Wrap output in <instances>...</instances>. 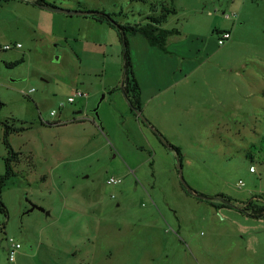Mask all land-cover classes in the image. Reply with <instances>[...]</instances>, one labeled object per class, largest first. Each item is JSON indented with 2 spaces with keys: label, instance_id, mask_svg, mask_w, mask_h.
Instances as JSON below:
<instances>
[{
  "label": "rangeland",
  "instance_id": "obj_1",
  "mask_svg": "<svg viewBox=\"0 0 264 264\" xmlns=\"http://www.w3.org/2000/svg\"><path fill=\"white\" fill-rule=\"evenodd\" d=\"M28 1L0 2V176L5 125L24 128L8 136L19 153L0 190V264H264V219L238 210L264 207V0H48L122 24L175 8L163 28L195 66L169 69L142 115L179 156L131 113L117 32ZM214 30L231 37L219 46ZM129 43L145 87L165 78Z\"/></svg>",
  "mask_w": 264,
  "mask_h": 264
},
{
  "label": "trees",
  "instance_id": "obj_2",
  "mask_svg": "<svg viewBox=\"0 0 264 264\" xmlns=\"http://www.w3.org/2000/svg\"><path fill=\"white\" fill-rule=\"evenodd\" d=\"M9 0H0V2H6ZM34 6H37L42 9H47L55 12L61 8H58L54 4L50 3L48 0H33L31 2ZM154 6V5H153ZM152 12L157 15L147 16L148 21L145 23H135V24H122L116 21L113 18L112 14H108L100 11H92L91 18L95 19L97 22L106 24L113 30L117 32L118 39L120 45L122 47L121 56H122V82L120 90L122 91L124 98L126 99L128 106L130 108L131 113H133L145 126L149 127L154 134L161 138L163 135L155 128L153 125L147 120H141L138 116V113L142 114L143 103L141 100V89L139 83L134 75L132 58L130 54V43L129 39L131 37L141 35L144 37L151 47L157 48L164 52L165 54H169L167 51V42L171 36L179 34L178 30H166L163 28V25L167 23L169 17L176 13L175 8L172 5H168L166 2L164 5H161L159 9H151ZM226 31L214 30V33L218 37L221 33ZM18 62L12 64L16 65ZM2 106L0 102V107ZM24 128H16L10 127L9 125H5V137L4 144L8 151V157L5 160L6 163V172L3 176H0V190L5 185L6 181L15 176L11 163H16L17 154L19 152H15L8 142V136L12 133H18L23 131ZM169 150L176 153L177 156L181 154L180 148L174 146L170 142H166L164 144ZM183 188L190 191L187 185H183ZM198 197V196H197ZM229 206V205H228ZM249 208L241 209L238 208L240 212L245 214L248 217L255 219H264V207L260 209H250L251 212L248 211ZM0 212H5L3 205L0 203Z\"/></svg>",
  "mask_w": 264,
  "mask_h": 264
},
{
  "label": "crops",
  "instance_id": "obj_3",
  "mask_svg": "<svg viewBox=\"0 0 264 264\" xmlns=\"http://www.w3.org/2000/svg\"><path fill=\"white\" fill-rule=\"evenodd\" d=\"M137 36H139L138 37L139 39H137ZM137 36L131 37L130 40L133 41L135 44L139 43L142 50L146 52V55L148 57L150 55H152L153 57H155L154 58L155 61H156V59L163 60L162 62H164V64L166 65V66H164V70L167 71V74H165V78H163L161 81L159 79V75H158L157 70L155 71V73L150 72L149 77H148L149 85L146 87L143 84V81H142V78L140 77L139 71L136 73V76H137L136 79H137L139 86H140V89H141V100H142V103L144 106V103L148 102V100H151V99L157 98L158 96H161L159 94H161L162 92H164V91H166L172 87L173 84L170 82V80H168L169 69H170V73L172 75H175L177 72H180L182 75L185 76L186 73L190 72L193 69V67L195 66V63L193 62L192 59H190L192 57L191 45H190L187 52L183 51V48H185V46H183V44L181 42L180 38H182V35H181L180 31H179V34L171 36L168 39L167 51L169 52V54H165L161 50L154 48V47H151L149 45V43L147 42V40L144 37H142L141 35H137ZM140 38H142V39H140ZM137 40H139V41H137ZM202 46H201V48H202ZM154 66L156 67V65H154ZM166 75H167V78H166ZM153 127H155V126L153 125ZM161 131H163V130H161Z\"/></svg>",
  "mask_w": 264,
  "mask_h": 264
},
{
  "label": "built area",
  "instance_id": "obj_4",
  "mask_svg": "<svg viewBox=\"0 0 264 264\" xmlns=\"http://www.w3.org/2000/svg\"><path fill=\"white\" fill-rule=\"evenodd\" d=\"M225 18L226 19H231V17L230 16H228V15H226L225 16ZM230 37H231V35H230V32H228V31H226V32H223V33H221L218 37H217V44L219 45V46H223L229 39H230ZM16 48V49H18V48H20L21 47V45L20 44H16L15 46H12V45H6L5 47H4V50H10V49H12V48ZM77 97H83L84 95L82 94V93H79V94H77L76 95ZM72 99H70L69 100V102L70 103H72ZM51 115L52 116H54L55 114H54V112L53 113H51ZM251 171H253V169H251ZM109 185H111V186H116V185H118V184H120L121 183V180L120 179H116V178H111L110 180H108V182H107ZM10 242H12L11 240H10ZM6 245H7V242H6ZM21 249V246L19 245V244H14V245H12L11 247H10V249H9V261L10 262H14L15 261V257H16V254L18 253V251Z\"/></svg>",
  "mask_w": 264,
  "mask_h": 264
},
{
  "label": "water",
  "instance_id": "obj_5",
  "mask_svg": "<svg viewBox=\"0 0 264 264\" xmlns=\"http://www.w3.org/2000/svg\"><path fill=\"white\" fill-rule=\"evenodd\" d=\"M55 12L60 13V14L69 15V16H81V17H90L93 14L92 11H77V10L71 11V10H64V9H59V10H56ZM138 116L141 120H145L142 114L138 113ZM160 139H161L162 143H164V144L167 142L163 137H161ZM176 167H177V170L179 173V177H180L181 181L183 182L182 166H181L179 161L177 162ZM183 185H185V183H183ZM33 208H35V207H33ZM4 244L6 245V242Z\"/></svg>",
  "mask_w": 264,
  "mask_h": 264
}]
</instances>
